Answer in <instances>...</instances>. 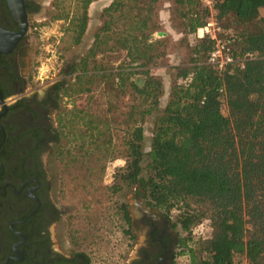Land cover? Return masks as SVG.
Segmentation results:
<instances>
[{"label":"trees","instance_id":"trees-1","mask_svg":"<svg viewBox=\"0 0 264 264\" xmlns=\"http://www.w3.org/2000/svg\"><path fill=\"white\" fill-rule=\"evenodd\" d=\"M92 1L79 0V13L67 27L72 44L85 31ZM158 1L111 0L103 7L102 24L72 64L70 88L61 91H85L97 79L111 80L119 90L131 88L139 102L123 113V163L113 175L119 183L110 188L116 192L122 184L134 186L138 197L178 226L184 233L178 235V254L191 264H264V0H217L213 15L229 33L232 55L254 54L243 67L228 64L221 70L205 62L210 40L190 41L206 21L203 8L197 0H173L184 17L181 40L188 59L174 68L144 152V117L157 110L162 93L160 80L148 70L163 41L151 38L157 31ZM53 18L66 20L67 14ZM119 50L125 60L113 72L95 67L97 53ZM129 67L138 68L141 85L129 80ZM70 120L59 117V128ZM104 129L93 128L100 136ZM117 211L129 232L126 204H117ZM195 228L200 233L193 239Z\"/></svg>","mask_w":264,"mask_h":264},{"label":"rangeland","instance_id":"rangeland-1","mask_svg":"<svg viewBox=\"0 0 264 264\" xmlns=\"http://www.w3.org/2000/svg\"><path fill=\"white\" fill-rule=\"evenodd\" d=\"M35 1L40 14L35 17L36 21L31 28L28 56L38 67L37 75L43 82H47L90 47L93 33L104 19L101 10L111 0H94L89 3L85 31L78 44L71 43L67 27L79 13V0ZM156 11L157 31L165 34L160 36L163 41L158 48L159 54L154 63L148 66V70L160 80L162 93L157 110L144 117V152L149 147L152 120L168 98L174 68L186 64L188 59L185 42L181 40L184 35L181 10L173 0H159ZM60 12L67 14L66 20L53 18V15ZM202 12L208 17L204 9ZM157 31L151 33L152 39L159 38L155 34ZM124 53L120 50L97 53L94 65L97 68H110L113 72L125 60ZM129 70L132 72L129 80L141 85L142 76L137 72L138 68L129 67ZM72 76H66L64 87L68 85L70 88ZM110 81L97 79L88 86V90L68 95H63L60 90L58 114L63 121L70 118L71 123L58 127V143L46 158L47 168L52 174L54 202L61 213L57 221L49 226V230L53 243L83 251L91 262L122 264L133 256L140 244L141 235L136 232L134 240H131L122 233L124 225L117 204L125 203L132 217H136L139 209L144 207V199L136 195L134 186L122 184L116 192H112L110 186L113 182L119 183L113 180V175L123 163L122 139L126 126L123 113L139 100L129 86L119 90ZM95 126L101 130L106 127L102 136L95 134ZM81 132H84L82 137ZM143 174L144 169L141 172ZM174 230L179 237L184 235L178 226ZM193 232V239H196L198 229ZM177 251L175 261L180 262L182 258Z\"/></svg>","mask_w":264,"mask_h":264},{"label":"flooded vegetation","instance_id":"flooded-vegetation-1","mask_svg":"<svg viewBox=\"0 0 264 264\" xmlns=\"http://www.w3.org/2000/svg\"><path fill=\"white\" fill-rule=\"evenodd\" d=\"M38 14L35 0H0V264H105L52 242L49 226L61 213L46 158L58 143L59 95L74 61L51 81L37 75L28 53ZM143 205L136 217L127 208L122 233L134 240L139 232L141 240L122 264H175V227Z\"/></svg>","mask_w":264,"mask_h":264},{"label":"built area","instance_id":"built-area-1","mask_svg":"<svg viewBox=\"0 0 264 264\" xmlns=\"http://www.w3.org/2000/svg\"><path fill=\"white\" fill-rule=\"evenodd\" d=\"M197 2L208 13V17L202 26L195 29L190 41L204 37L210 40L211 48L206 53L205 62L214 66L217 70H221L228 64L243 67L247 60L253 59L254 54L251 52H244L238 56L232 55L229 33L219 26L213 15L217 0H197ZM195 229H198L196 234L198 236L200 233L199 228ZM179 255L182 260L180 262L175 261V264H191L185 254Z\"/></svg>","mask_w":264,"mask_h":264},{"label":"water","instance_id":"water-1","mask_svg":"<svg viewBox=\"0 0 264 264\" xmlns=\"http://www.w3.org/2000/svg\"><path fill=\"white\" fill-rule=\"evenodd\" d=\"M12 1H13V0H9V2H10L11 4H12ZM155 34H156L157 37H160V36L164 35L165 32L157 31Z\"/></svg>","mask_w":264,"mask_h":264}]
</instances>
